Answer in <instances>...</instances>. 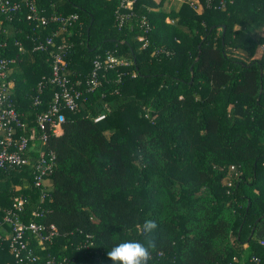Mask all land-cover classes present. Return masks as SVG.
<instances>
[{
    "label": "trees",
    "instance_id": "16d2710c",
    "mask_svg": "<svg viewBox=\"0 0 264 264\" xmlns=\"http://www.w3.org/2000/svg\"><path fill=\"white\" fill-rule=\"evenodd\" d=\"M122 1L34 0L40 17L76 14L64 30L28 20L23 3L0 15V55L16 58L7 101L27 129L38 130L59 90L37 42L59 31L51 50L67 43L63 72L82 92L74 110H61L58 134L45 125L29 165L0 169V224L20 199L23 223L55 227L48 242L28 233L36 264H112L114 245L144 242L146 220L158 226L148 264L264 263V0H225L220 10V0H199L201 14L137 0L120 9L131 16L119 25ZM142 17L151 27L145 48ZM108 55L129 66H103L87 94L94 61ZM39 149L55 155L44 192L33 184ZM4 248L15 264L8 240Z\"/></svg>",
    "mask_w": 264,
    "mask_h": 264
},
{
    "label": "built area",
    "instance_id": "2783aa9c",
    "mask_svg": "<svg viewBox=\"0 0 264 264\" xmlns=\"http://www.w3.org/2000/svg\"><path fill=\"white\" fill-rule=\"evenodd\" d=\"M137 0H123L118 12L117 19L119 25L131 16V13L123 14L122 10L131 11L132 5ZM182 3H188L192 8H195V3L192 0H177ZM22 3L28 7L29 13L28 20L38 21L42 26L47 25L49 22H57L61 25L60 30H64L66 26L72 25L77 20L76 14L70 15H51L49 19L39 16L34 6V0H0V15H9L17 13L22 8ZM225 0H220L214 4V9L220 10L224 8ZM142 35L137 39L142 44V48L147 45L146 35L150 32L151 27L145 17L141 18ZM59 35V31L52 36L47 37L43 42H37L32 48L33 51H48L52 58V75L50 82L58 87L53 97V103L49 110L38 115V130L35 128H28L21 121L15 108L7 101L9 89L11 86L8 80L9 68L16 62V58H6L0 55V169H20L29 165L31 157L30 153L38 146H43L47 141L45 133V125L49 124L54 134L60 132V126L64 122V117L61 110L68 109L74 110L77 106L78 100L82 96V92L75 90L73 86L69 85V80L65 76L63 70L65 66L64 53L67 49V43L57 47V51L51 50L54 45L53 38ZM5 43L0 45L1 48L5 47ZM19 51H23L20 45ZM113 69L115 67H128L129 62L124 59H119L108 55L104 62L95 60L93 63V70L90 78L86 82V93H92L100 86L99 71L103 68ZM104 114L98 115L94 122H99L104 119ZM40 152V153H39ZM38 157L34 164L35 173L33 176V184L42 192L46 191L44 187V178L51 172L55 161V155L52 152L44 154L41 149L38 150ZM234 168L231 167V170ZM23 210V201L16 199L12 204V209L8 210L4 216V222L8 224L11 229V234L8 239V251L12 256L15 264H36L37 257L33 254L28 243V233L33 234L40 243L50 241L56 235L54 226H50L48 230L41 224L32 221L25 224L20 219V213ZM33 216L38 218L40 215L37 212ZM260 246L264 248V239L259 241ZM47 264H54L53 260ZM250 264H264L257 256H253Z\"/></svg>",
    "mask_w": 264,
    "mask_h": 264
},
{
    "label": "clouds",
    "instance_id": "9594fccd",
    "mask_svg": "<svg viewBox=\"0 0 264 264\" xmlns=\"http://www.w3.org/2000/svg\"><path fill=\"white\" fill-rule=\"evenodd\" d=\"M155 221L146 220L142 226H138L144 235V242L124 241L114 245L107 252V258L112 264H148L151 259V250L156 248V241L152 234L157 229Z\"/></svg>",
    "mask_w": 264,
    "mask_h": 264
},
{
    "label": "crops",
    "instance_id": "0c3cea01",
    "mask_svg": "<svg viewBox=\"0 0 264 264\" xmlns=\"http://www.w3.org/2000/svg\"><path fill=\"white\" fill-rule=\"evenodd\" d=\"M154 5H156V8H153L155 10L157 9H161L166 13H170L172 10L174 11H178L179 8L182 5V2H179L177 0H151ZM195 3V8L194 10L196 11V13L201 14L203 11V5L202 3H200L199 0H192ZM167 23H172V21L170 19H166ZM258 33L259 36V32L255 31ZM260 49H264V45L260 48ZM11 234V229L7 224H0V240L3 241H7L10 237ZM9 253V251L7 252ZM0 264H11V261L8 260L7 258V254H6V249H2L0 251Z\"/></svg>",
    "mask_w": 264,
    "mask_h": 264
}]
</instances>
